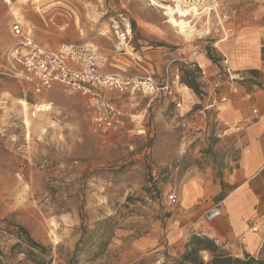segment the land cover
I'll return each instance as SVG.
<instances>
[{
	"label": "rangeland",
	"instance_id": "obj_1",
	"mask_svg": "<svg viewBox=\"0 0 264 264\" xmlns=\"http://www.w3.org/2000/svg\"><path fill=\"white\" fill-rule=\"evenodd\" d=\"M260 6L264 0H221L220 12L228 15L233 34ZM120 14L132 21L135 49L118 57L112 70L163 79L179 67L182 83L194 80L199 86L198 68L187 59L191 47L206 40L195 37L203 33L206 18L175 19L147 0H0V66L17 42L11 33L16 20L47 48L90 43L111 53L108 28ZM194 92L202 99L206 95ZM108 96L122 110L123 123L104 137L93 131L81 93L60 84L38 92L31 83L0 74V264H37L25 253L19 225L47 248L37 251L42 264H137L126 258L133 242L158 236L166 243L182 214L170 195L179 196L195 168L205 169L219 158L225 147L218 136L221 125L213 110L182 123L180 107L160 95ZM110 231L105 250L95 255L100 236L106 233L105 241ZM82 236L89 242L81 243L72 262ZM151 257L138 264H148Z\"/></svg>",
	"mask_w": 264,
	"mask_h": 264
},
{
	"label": "crops",
	"instance_id": "obj_2",
	"mask_svg": "<svg viewBox=\"0 0 264 264\" xmlns=\"http://www.w3.org/2000/svg\"><path fill=\"white\" fill-rule=\"evenodd\" d=\"M251 21L237 25V31L226 40L216 35L194 44L188 61L198 68V89L204 99L180 81L181 71L175 67L170 78L173 95L181 106L179 121L212 110L221 125L218 135L225 147L219 158L205 169H194L179 191L182 214L168 231L166 243L158 236L141 238L126 250L127 261L163 264L164 251L177 255L186 245L190 233L205 235L216 241L234 257L246 255L262 258L264 254V6L252 10ZM104 51V50H103ZM106 52V51H105ZM225 54L244 80L230 81L224 72L221 57ZM185 61L182 58L173 61ZM5 64L1 66H5ZM0 66V67H1ZM167 74V73H166ZM164 75V74H163ZM158 82L163 79L156 77ZM220 82L217 98L210 96L212 84ZM176 103V102H175ZM149 105V104H148ZM147 105V106H148ZM198 111L194 114L191 111ZM146 109L141 110L143 120ZM25 122V120H24ZM141 125V124H140ZM144 134V125L138 129ZM228 152V153H227ZM219 203L222 215L212 221L205 219L207 209ZM200 204V207L196 205Z\"/></svg>",
	"mask_w": 264,
	"mask_h": 264
},
{
	"label": "built area",
	"instance_id": "obj_3",
	"mask_svg": "<svg viewBox=\"0 0 264 264\" xmlns=\"http://www.w3.org/2000/svg\"><path fill=\"white\" fill-rule=\"evenodd\" d=\"M149 4L162 7L172 14V18H206L204 30L198 37L215 33L218 40L232 36L228 15L220 12L221 0H147ZM11 33L17 38L14 46L5 54L6 65L0 74L18 81L31 83L36 91L42 92L55 84H60L72 92L87 98L92 129L100 136H107L122 127V110L108 93H122L130 96L137 94L158 96L164 92L173 95L170 78L158 82L153 74L128 75L116 71V62L129 49L134 51V27L131 19L124 14L112 19L108 33L112 41L111 53L90 43H64L57 49H50L31 37L24 24L16 20L11 25ZM223 69L230 81H242L244 77L234 69L231 60L223 54ZM221 83L214 82L210 96L217 98ZM174 101L181 106L180 102ZM199 114H206V109ZM179 196L174 191L172 202ZM151 201V199L148 198ZM222 215L219 203L211 205L205 212V219L212 221Z\"/></svg>",
	"mask_w": 264,
	"mask_h": 264
},
{
	"label": "trees",
	"instance_id": "obj_4",
	"mask_svg": "<svg viewBox=\"0 0 264 264\" xmlns=\"http://www.w3.org/2000/svg\"><path fill=\"white\" fill-rule=\"evenodd\" d=\"M186 84L194 91L200 93L198 85L194 80L186 81ZM18 232L20 235H24V240L28 245V249L25 251V253L28 255L29 259H32L37 264L45 263L44 260L39 258L37 251H40L43 254L46 252L47 248L34 240L23 226H18ZM110 232L111 233L107 236V240L105 241L104 236H106V233H102L103 235L100 236L98 244L96 245L98 250L95 252V255H98L105 250L108 244V239L113 235V232ZM89 236L91 238V235ZM88 242L89 240L85 241L84 236L81 237L76 246L72 262L75 261V258L82 250L81 243L86 245ZM204 253L208 254V261L205 260L203 255ZM176 256L171 255L169 252H165L166 258L163 264H264L263 259H257L250 255H246L243 258L234 257L225 251L222 246L217 244L215 240L198 233H194L189 237L185 251L180 256Z\"/></svg>",
	"mask_w": 264,
	"mask_h": 264
},
{
	"label": "bare ground",
	"instance_id": "obj_5",
	"mask_svg": "<svg viewBox=\"0 0 264 264\" xmlns=\"http://www.w3.org/2000/svg\"><path fill=\"white\" fill-rule=\"evenodd\" d=\"M21 103L25 106V109L28 108V104L26 101L22 100ZM25 122L28 123L27 119H25Z\"/></svg>",
	"mask_w": 264,
	"mask_h": 264
}]
</instances>
